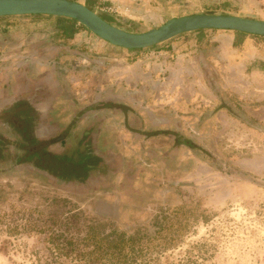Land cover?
I'll return each mask as SVG.
<instances>
[{"label":"rangeland","instance_id":"obj_1","mask_svg":"<svg viewBox=\"0 0 264 264\" xmlns=\"http://www.w3.org/2000/svg\"><path fill=\"white\" fill-rule=\"evenodd\" d=\"M102 8L96 9L98 14L134 32L156 27L170 15L203 8L264 19V0H186L179 10H168L161 19L145 16L142 20ZM50 26L47 40L42 44L34 38L33 45L49 47V51L59 41L68 45L56 38ZM80 29L84 38L95 41L86 39L78 46L79 38L71 43V54L62 52L58 57L50 51L44 69L56 73L60 91H65L73 107L91 102L99 91H113L120 101L135 107L142 124L138 120L124 123V115L117 110L104 112L109 118L102 124L98 145L145 163L132 178V172L129 178L117 174L97 191L71 189L24 169L0 172V264H114L85 262L72 250L63 256L48 242L43 229L29 228H41L43 221L50 223V216L65 212L81 214L70 229L73 235H84L87 220H93L91 224L102 232L114 230L135 237L137 243L128 249L126 264H264V65L257 63V71L255 65L235 71L218 68L219 75L211 67L208 80L194 59L191 64L180 60L181 54L195 46L167 47L166 41L140 54V67L153 73L154 79L146 77L140 82L138 65L128 75L148 87L142 95L129 81L128 89L120 85L125 66L112 69L114 84L104 82L111 73L97 67L102 66L97 60L101 40ZM84 45L90 47L89 58L96 60L83 62L90 70L80 76L84 72H80L81 65L71 60L82 57L77 52L86 51ZM39 57L33 58L34 68ZM70 85L87 87L90 97L74 103ZM159 124L190 139L192 149L173 148L172 141L160 137L144 140L137 133L141 128L155 130ZM170 146L163 162L158 152ZM148 147L156 155L151 161L143 153Z\"/></svg>","mask_w":264,"mask_h":264},{"label":"flooded vegetation","instance_id":"obj_2","mask_svg":"<svg viewBox=\"0 0 264 264\" xmlns=\"http://www.w3.org/2000/svg\"><path fill=\"white\" fill-rule=\"evenodd\" d=\"M27 15L28 18L42 20L43 23L33 30L32 37L35 38V41L43 44L47 40L44 37H49L47 30L50 29L49 25H51L50 27L53 33L56 34V38L58 37L61 41L68 43V45H65L59 41L53 44L52 49L54 50L51 49L50 51L55 54L57 52V57L63 54L62 52L71 54L70 52L74 48L70 49V45L75 40L68 38L74 31H81L80 28L86 29L79 23L75 27L73 21L53 15ZM99 15L110 23L126 29L114 20H110L100 13ZM0 17L2 20H6L8 16ZM51 21L53 24H49ZM173 39L176 40L172 41ZM167 41L169 43L165 46L177 47L180 37L175 36ZM83 42L84 40L80 39L76 43L78 46H83ZM33 44L32 40L26 47L24 45L22 47L14 46L4 50V52L0 51V172L24 169L62 186L83 191H89L90 189L97 191L104 187L102 186L104 182L120 173L129 178L127 174L132 172V178L133 174L138 171V167H143L145 161L140 163L134 158L117 153L114 149L104 150L98 145V139L101 135L102 124L109 118L104 112L109 113L117 110L124 115V120H126L124 123L138 120L142 124L143 119L140 112L135 111L136 108L128 103L120 101L118 97H115L113 91L102 93L99 91V94L94 93L95 98L91 102L87 101L77 108L73 107L65 91H60L61 88L58 86L60 83L56 73L44 69L50 60L47 56L50 52L49 47ZM34 46L35 48H33ZM84 47H87L86 51L77 52L82 57H73L71 60L75 65H81L79 66L81 68L80 72H84L80 76H84L85 72L90 70L89 67L83 65V62L96 60L95 58H89L88 51H90V47L88 45H84ZM153 48H155V45L128 50L135 51L134 56L140 58L143 50ZM34 49L35 55L32 54ZM177 51L176 48L175 52ZM189 54V56L185 54L187 58L181 54L184 57H181L180 60L188 61L191 64L194 59L208 80L209 75H207V72H210L211 67L219 75L218 68L220 67H215L211 61L213 51H204L201 46H195ZM99 55L100 57L97 60L102 62V66H97L99 71H104V73L111 71L109 76L104 77V82L107 84H114L110 79L113 74L112 69L126 67L136 60V58H132L130 61H128L129 59L125 60L128 64L124 63L120 66L118 60L105 56L104 51H101ZM12 56L16 57V60L12 59ZM34 56H40V60L35 63V68L32 66ZM9 58L12 60H9ZM139 60L136 61L138 67L142 64ZM136 71L139 72L140 82H144L146 77L155 78L153 73H146L144 68L140 67V70L136 69ZM128 81L132 87L138 88L134 89L135 92H142V95H145L148 87L140 86L139 80L121 77L120 85L128 89ZM70 87L72 91L71 99L73 98L74 103H77L75 101H86L90 97L87 87L79 89L72 85ZM134 91L131 90V92ZM222 108H224L223 105ZM148 116L151 117L150 113ZM161 125L159 124L155 130L141 128V131H137V133L144 140L160 137V139L172 141L173 148L184 145L188 149H192L194 144L190 139L180 135L174 129L163 128ZM172 147L170 146L168 149L158 152L165 158L163 162L167 161V156L170 155ZM143 153L146 156L149 155L150 158L147 157V159L150 161L156 157L153 152L150 153V147ZM134 167L137 168L134 169Z\"/></svg>","mask_w":264,"mask_h":264},{"label":"crops","instance_id":"obj_3","mask_svg":"<svg viewBox=\"0 0 264 264\" xmlns=\"http://www.w3.org/2000/svg\"><path fill=\"white\" fill-rule=\"evenodd\" d=\"M184 1L186 0H79V2L88 5V7L93 10L102 6L117 7V13L120 16L131 20H134L135 18L137 20H142L146 18L145 16H150L148 19H161L163 17V13H167L168 10H179L180 3ZM213 2L214 1H211L210 3ZM154 9H156V11ZM209 10L210 9L203 8L199 11L190 13L209 12ZM27 16L28 15H13L6 17V20H2L0 17L1 52H4V50H8V48L14 46L22 47L24 45V47H26L27 44L33 40L32 34L34 28L41 26L43 23L42 20H33ZM172 16L174 15H170V17ZM78 25L79 24L77 22H74L75 27ZM93 36L96 37L95 35ZM177 36L180 37V42L178 44L183 45L179 49L189 45L201 46V49H204V51H213L211 61L215 67H220L222 70L230 69L235 71L239 70L242 66L248 68V66L251 67L255 65L254 69L257 71L259 69L257 68L258 64L264 65V36L237 33L236 31L227 29H202L198 31L185 32ZM79 38L82 40L85 39V42H87L86 39H88V41H95L93 37L84 38L81 31H74L68 39L76 40ZM100 40L101 42H97L99 47L98 51H104L105 56L107 55L110 59L118 60L120 65H124V63L128 64L125 60L129 59L128 61H130L132 58H136V60L124 67V71L121 72L124 79L128 78V75L132 73L133 68L137 64L136 61L139 60L138 56H134L136 52L111 45L101 38ZM192 51L193 49L191 48L188 53H184L183 55L186 54L189 56V53Z\"/></svg>","mask_w":264,"mask_h":264},{"label":"water","instance_id":"obj_4","mask_svg":"<svg viewBox=\"0 0 264 264\" xmlns=\"http://www.w3.org/2000/svg\"><path fill=\"white\" fill-rule=\"evenodd\" d=\"M27 14L73 19L95 36L126 49L158 45L181 33L199 29H227L264 36V19L238 14L200 12L172 16L156 27L134 32L110 23L96 10L76 0H0V16Z\"/></svg>","mask_w":264,"mask_h":264},{"label":"trees","instance_id":"obj_5","mask_svg":"<svg viewBox=\"0 0 264 264\" xmlns=\"http://www.w3.org/2000/svg\"><path fill=\"white\" fill-rule=\"evenodd\" d=\"M59 18L76 22L67 17ZM236 32L243 33L239 31ZM64 204L65 201H63V205ZM80 215L81 214L78 213L68 214V212H65L61 216L58 215L56 218L50 216V219L47 218L50 220V223L46 224V222L43 221V226L41 228L36 227V225H31L29 228L33 231L43 229L48 235V242L50 240L53 244L52 246L56 247L59 254L63 256H68L70 250H72L75 254L81 256V259L85 262L94 263L109 261L114 264H126L127 257L130 254L128 249L135 246L137 243L136 238L133 236L126 237L125 233H118L114 230H112L111 233L102 232L99 228H95L93 226L94 224H91L93 220H89L90 222L87 220L86 223H88V227L84 235L81 233L73 235L70 233V229L76 226V222L80 219ZM94 223H99L101 225L100 222ZM57 227L64 229H57ZM81 244L85 246V249H78V246ZM131 254H135V251L131 250Z\"/></svg>","mask_w":264,"mask_h":264},{"label":"built area","instance_id":"obj_6","mask_svg":"<svg viewBox=\"0 0 264 264\" xmlns=\"http://www.w3.org/2000/svg\"><path fill=\"white\" fill-rule=\"evenodd\" d=\"M101 10H103L104 12H118L116 8L114 7H103Z\"/></svg>","mask_w":264,"mask_h":264}]
</instances>
